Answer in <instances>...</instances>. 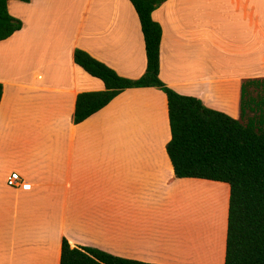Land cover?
I'll return each instance as SVG.
<instances>
[{"label": "crops", "instance_id": "crops-1", "mask_svg": "<svg viewBox=\"0 0 264 264\" xmlns=\"http://www.w3.org/2000/svg\"><path fill=\"white\" fill-rule=\"evenodd\" d=\"M194 3L167 0L152 12L162 28L159 78L240 119L243 83L264 78V30L256 11H188ZM8 11L22 27L0 41V264H59L63 238L155 264H225L229 185L176 177L163 90L125 89L73 122L77 94L104 89L76 64V49L120 76L145 72L130 0H10ZM12 172L18 188L7 185ZM201 188L225 207L220 233L178 207Z\"/></svg>", "mask_w": 264, "mask_h": 264}, {"label": "trees", "instance_id": "trees-1", "mask_svg": "<svg viewBox=\"0 0 264 264\" xmlns=\"http://www.w3.org/2000/svg\"><path fill=\"white\" fill-rule=\"evenodd\" d=\"M0 0V41L22 27ZM28 2L29 0H21ZM167 0H130L144 37L146 69L138 79L117 74L82 49L74 60L104 89L79 92L73 122L81 123L105 107L121 91L158 87L167 96L171 139L167 154L178 178H201L229 185L225 264H264V98L248 97L249 86H264V78L243 83L241 117L207 108L199 99L177 93L159 78L161 25L152 12ZM3 84L0 83V102ZM251 112V115H248ZM247 115V120L243 119ZM59 264H155L113 255L95 247H71L63 238Z\"/></svg>", "mask_w": 264, "mask_h": 264}, {"label": "rangeland", "instance_id": "rangeland-1", "mask_svg": "<svg viewBox=\"0 0 264 264\" xmlns=\"http://www.w3.org/2000/svg\"><path fill=\"white\" fill-rule=\"evenodd\" d=\"M244 3V7L242 5V3ZM199 5L200 7H202V11H212L213 13L215 11H225V13L227 14H231V13H234L236 14L237 12L236 11H243L242 9L244 8L246 11H256V20H257V23H260L261 24V28L264 30V0H195V3L192 4V6H188V11H198V8H199ZM258 28H257V43H258V39L262 42V44L258 43L261 48L264 50V37H262L259 32H258ZM260 49L259 47H257V52H259ZM247 94H248V97H257L258 99L260 98H264V86H258V87H253V86H249L247 88ZM248 115H251V112H248ZM247 120V115L245 116V118L243 119V122H245ZM224 185H227V184H224ZM228 187V185H227ZM190 190H186L185 191V196L189 195V192ZM208 192H216L214 190H210L208 189ZM218 193V192H217ZM219 194V193H218ZM223 198H224V195H223ZM208 198H206V201L205 203H207ZM217 200V204H218V197L215 198ZM225 201H226V195H225ZM193 206V205H192ZM191 206V202H188L187 200H185V202L181 205V204H178V207L182 209L183 213H187V214H194V207ZM224 206H225V202H224ZM204 207V206H203ZM210 207V206H209ZM217 211H215L216 213L219 212V215L217 214H213L214 212L210 210V212L207 210L208 208H205L204 211H207L208 213L206 212H203L201 210V212H197V211H200L199 210V207H195V209L197 208V211L196 214H201L204 219L208 220L209 224L213 225V223L211 222L213 220V222H215V226L214 227V230H212L213 232L216 230L218 231V233H220L222 231V229L224 230V226H225V222H226V219H225V207L223 209L222 206H217ZM192 208V209H190ZM222 208V209H221ZM176 209H178L176 207ZM201 209V208H200ZM220 209V210H219ZM192 210V211H191ZM194 210V211H193ZM219 210V211H218ZM181 211V210H179ZM196 214H194L196 216ZM193 216V215H192ZM194 216V217H195ZM220 216V219H221V224H223L222 228L220 227L218 220H217V217L219 218ZM218 228V229H216Z\"/></svg>", "mask_w": 264, "mask_h": 264}, {"label": "bare ground", "instance_id": "bare-ground-1", "mask_svg": "<svg viewBox=\"0 0 264 264\" xmlns=\"http://www.w3.org/2000/svg\"><path fill=\"white\" fill-rule=\"evenodd\" d=\"M223 195L224 194L221 193L220 198L223 197ZM217 197H219L217 192H208V189L201 188V189H197V191H195V193H192V195L189 193V195L185 196V200H187L188 202H191V206L193 205L192 207H194L193 209L195 211H197V208L199 207L200 211H197V212H201V210H202L203 212L208 213L207 211H204L205 208H208L207 210L209 212L211 210V212L212 211L214 212L213 213L214 215L217 213H218L217 215H219V212L221 211L220 209H219L220 211L218 210L219 212H217V213L215 212V211H217V208H218L217 206H219L217 204V200L215 199ZM206 198H208L207 203H205ZM195 207H197V208L195 209ZM190 209H192V208H190ZM195 211H194V214H196ZM194 214H192V215L195 216ZM201 217L204 219L203 216H201ZM217 220H218V222H220L219 225L222 228L223 224H221L220 216H219V218L217 217ZM216 229H218V228H216Z\"/></svg>", "mask_w": 264, "mask_h": 264}, {"label": "built area", "instance_id": "built-area-1", "mask_svg": "<svg viewBox=\"0 0 264 264\" xmlns=\"http://www.w3.org/2000/svg\"><path fill=\"white\" fill-rule=\"evenodd\" d=\"M7 185L10 187L18 188L22 185V179L20 175L17 172H12L8 177H7Z\"/></svg>", "mask_w": 264, "mask_h": 264}]
</instances>
